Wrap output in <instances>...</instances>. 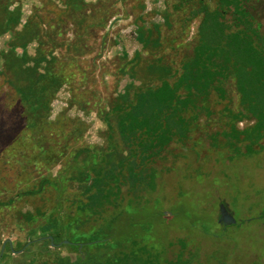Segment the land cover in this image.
Masks as SVG:
<instances>
[{
  "label": "rangeland",
  "instance_id": "374dc122",
  "mask_svg": "<svg viewBox=\"0 0 264 264\" xmlns=\"http://www.w3.org/2000/svg\"><path fill=\"white\" fill-rule=\"evenodd\" d=\"M7 2L21 15L13 30L0 35V127H5L0 136V264H56L58 257H74L75 251L69 244H49L44 227L54 221L66 227L76 203L85 199L75 170L84 166L88 152L103 153L110 145L104 117L123 103L122 95L130 99L137 87L179 76L198 43L200 19L171 12L167 0ZM29 18L63 43L52 69L44 70L42 87L52 94L45 112L21 104L3 56ZM37 44H28L29 56ZM73 44L82 54L71 51ZM15 51L22 53L19 47ZM49 77L56 82L51 85ZM223 87L226 99L212 96V114L201 115L188 139L172 143L156 163L160 180L155 194L143 201L147 215L127 223L136 229L154 223L151 237L157 250L185 236L211 262L264 264V137L253 146L239 141L233 147L222 136V146L209 144V132L228 131L231 123L244 130L255 122L232 121L230 111L240 108L232 73ZM110 120L112 145L125 153L116 115ZM44 178L49 180L42 184ZM220 203L228 206L234 224L218 223ZM158 209L171 216L163 232ZM158 232L168 239H155ZM61 236L69 242L66 228ZM176 252L174 245L166 256Z\"/></svg>",
  "mask_w": 264,
  "mask_h": 264
},
{
  "label": "trees",
  "instance_id": "16d2710c",
  "mask_svg": "<svg viewBox=\"0 0 264 264\" xmlns=\"http://www.w3.org/2000/svg\"><path fill=\"white\" fill-rule=\"evenodd\" d=\"M10 5L7 0H0V35L19 23L20 8L10 9ZM245 24L244 29H233L220 14L207 13L199 27L194 53L182 63V71L173 82L162 76L158 85L135 88L130 99L122 95L123 103L114 106L110 115L117 117L116 131L125 153L112 145L114 126L109 114L104 117L110 145L103 153L88 152L84 166H76L75 170L85 199L76 203L66 227L55 221L44 227L54 242L69 244L75 251L74 257H58L56 264H223L209 261L206 253L199 246L190 245L185 236L169 238L157 250L151 237L156 229L154 223H141L136 229L127 221L147 215L143 201L155 194L160 180L156 163L172 143L188 139L197 129L201 115L212 114V96L218 101L226 99L223 83L229 73L233 75L240 104L239 109L230 111L232 121L253 118L255 122L244 130L231 123L228 131L209 132V144L222 146L218 141L222 136L233 147L239 141L253 146L264 137V41L250 23ZM55 36L29 18L3 54L9 84L21 104L34 112L47 111L52 95L42 85L44 70L52 69L54 53L63 44ZM41 37L45 43L40 42ZM34 40L38 44L34 55L29 56L28 44ZM18 47L21 54L15 51ZM71 51L82 54L74 44ZM56 80L49 77L48 81L52 85ZM4 131L5 127H0V136ZM48 180L44 178L41 183ZM57 182L63 187V177ZM156 213L163 232L171 216L160 209ZM65 228L70 233L67 243L61 236ZM160 234L155 239H168ZM174 245L178 252L167 257L168 249Z\"/></svg>",
  "mask_w": 264,
  "mask_h": 264
},
{
  "label": "flooded vegetation",
  "instance_id": "af4514ba",
  "mask_svg": "<svg viewBox=\"0 0 264 264\" xmlns=\"http://www.w3.org/2000/svg\"><path fill=\"white\" fill-rule=\"evenodd\" d=\"M167 3L171 12L198 17L199 25L207 13L220 14L233 29H244L247 21L264 41V0H167Z\"/></svg>",
  "mask_w": 264,
  "mask_h": 264
},
{
  "label": "water",
  "instance_id": "95a60500",
  "mask_svg": "<svg viewBox=\"0 0 264 264\" xmlns=\"http://www.w3.org/2000/svg\"><path fill=\"white\" fill-rule=\"evenodd\" d=\"M218 223L223 226H227L229 224H234L235 219L233 217V214L229 210L228 206L224 203L219 204V217H218ZM49 240L51 241V245H55L53 243V239L51 236H49ZM64 243H67L68 241H63Z\"/></svg>",
  "mask_w": 264,
  "mask_h": 264
}]
</instances>
